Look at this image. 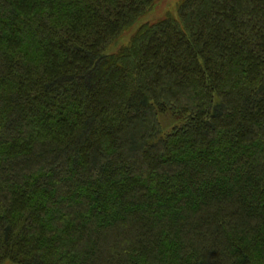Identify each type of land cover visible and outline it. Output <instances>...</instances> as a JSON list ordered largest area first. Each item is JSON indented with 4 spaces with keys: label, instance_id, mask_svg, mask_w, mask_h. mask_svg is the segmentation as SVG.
<instances>
[{
    "label": "trees",
    "instance_id": "16d2710c",
    "mask_svg": "<svg viewBox=\"0 0 264 264\" xmlns=\"http://www.w3.org/2000/svg\"><path fill=\"white\" fill-rule=\"evenodd\" d=\"M157 1L0 0V264H264V0Z\"/></svg>",
    "mask_w": 264,
    "mask_h": 264
},
{
    "label": "rangeland",
    "instance_id": "374dc122",
    "mask_svg": "<svg viewBox=\"0 0 264 264\" xmlns=\"http://www.w3.org/2000/svg\"><path fill=\"white\" fill-rule=\"evenodd\" d=\"M181 0H158L152 10L145 15L128 33L124 35V37L115 45L110 48V51H115L120 48L122 45H125L130 40L132 34L135 32L137 27L146 21H156L167 13H172L174 15L177 14V7ZM159 120L164 130V133L171 132L174 126L178 123L177 115L168 111L165 113H161L159 115Z\"/></svg>",
    "mask_w": 264,
    "mask_h": 264
}]
</instances>
